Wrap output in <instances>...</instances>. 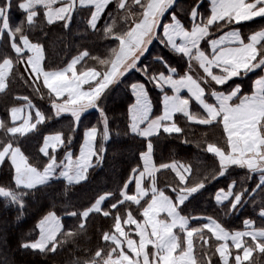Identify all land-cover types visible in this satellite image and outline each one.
Masks as SVG:
<instances>
[{
	"label": "snow or ice",
	"instance_id": "obj_1",
	"mask_svg": "<svg viewBox=\"0 0 264 264\" xmlns=\"http://www.w3.org/2000/svg\"><path fill=\"white\" fill-rule=\"evenodd\" d=\"M208 2L207 13L200 0L183 21L178 0H0V96L17 79L31 90L14 95L16 103L0 118V169L9 174L0 183V203L15 206L17 219L33 197L57 182L62 197L92 182L118 135L103 107L107 93L133 70L143 76L129 85L134 99L125 112L124 135L139 147L127 177L116 190L101 191L79 207L66 201L65 215L77 220L73 228L65 229L56 211H48L36 224L38 238L21 242L20 249L48 255L78 247L98 216L109 222L107 228L99 231L97 246L82 249L73 264H257L253 253L264 255V75L249 94L236 83L264 72V27L248 35L238 27L264 19V0ZM13 12L22 17L15 23ZM77 15L86 31L109 43L106 52L98 56L85 49L64 66L48 68L40 37L54 25L69 30ZM154 41L184 60L185 69L164 57L158 58L159 70L143 66L141 58ZM92 109L99 121L84 129L77 147L82 117ZM66 116V130L47 131ZM197 125L221 130L222 143L205 142L201 149L216 161L210 174L191 163L157 160L162 139L189 145L187 136ZM37 138L35 153L26 154L25 143ZM236 169L243 175L215 191V205L229 216L252 204L256 219H244L243 230H230L212 216L185 214L209 184Z\"/></svg>",
	"mask_w": 264,
	"mask_h": 264
},
{
	"label": "trees",
	"instance_id": "obj_2",
	"mask_svg": "<svg viewBox=\"0 0 264 264\" xmlns=\"http://www.w3.org/2000/svg\"><path fill=\"white\" fill-rule=\"evenodd\" d=\"M200 0H178L176 12L178 16L187 21V12ZM201 11L207 13L208 1L203 0ZM19 13L13 12V23L21 19ZM170 21L165 18L164 23ZM244 35H248L254 30L264 27V19L259 18L252 22L239 25ZM47 35L40 37L46 44L47 48V66L55 69L64 66L71 58L82 50H89L93 55L103 56L109 43L101 37L93 34L91 31L85 30L83 18L77 15L69 30L63 29L60 25H54L46 29ZM219 34V33H217ZM164 57L179 71L185 69V61L179 56L171 53L159 41H154L149 46V51L141 58V64L152 70L161 69L158 58ZM91 66L92 61H87ZM80 66L78 65V69ZM22 71V69H21ZM260 74L250 73L243 79H237L242 85V91L247 94L251 91V82ZM143 76L141 72L133 70L122 78L117 85L111 86L104 100L103 107L107 111L112 121V129L114 135L112 141L109 142L107 160L103 169H98L93 175L92 182L83 187H77L69 193L68 197H62L59 193L62 185L57 182L52 189L38 196L33 197L27 204L22 217L17 219L19 212L15 206H9L6 203H0V261L3 264H73V262L83 255L82 249H94L97 246L99 231L106 229L108 221L101 217H94L88 225L87 237L82 239L79 246L67 245L58 250L57 253L42 255L26 251L19 248V244L23 241L36 239L38 237V229L36 224L47 214L48 211L54 210L61 218V223L65 229L73 228L77 224L76 218L65 215V208L68 206L66 201L70 200L72 205L77 207L88 203V201L101 191L116 190L121 182L127 177L130 167L135 163V154L139 147L138 141H133L130 137L124 135L125 132V112L127 106L133 102L129 85L131 83L141 81ZM14 95H31V90L24 87L17 79L10 85V92L5 96H0V118L5 114L6 107L16 103L13 100ZM154 100H159V93L153 90ZM34 102L42 109L48 107L45 101H40L33 97ZM196 110V109H194ZM70 117H64L58 122L53 121L47 131L52 132L59 129H67ZM99 121V113L93 109L88 111L83 117L80 128L77 132L76 146L80 142L82 132L86 127H90ZM183 121L181 124L183 126ZM187 138L193 143L184 145L179 140L162 139L156 149V158L159 162H170L173 159L191 163L195 169L200 172H208L216 166V161L211 154H207L201 149L206 147L205 142L222 143L221 130L219 128H209L208 126H193L192 131ZM39 138L29 140L25 143L26 154L33 155L36 151V145ZM196 142L201 143V147L196 146ZM243 175L242 170L236 169L231 175L222 177L208 185L203 195L193 200L188 205L186 213L196 216H212L221 221L225 227L230 230H240L243 226V220L246 218L256 219L258 209L252 204H248L235 215L224 216L216 207L213 199L214 193L218 188L226 187L232 180H239ZM9 174L6 169H0V183H7ZM251 183V182H249ZM257 202L260 197L257 196ZM260 221L257 220V224ZM215 259V258H214ZM253 260L260 264L264 261V255L258 252L253 253ZM248 264V262H245Z\"/></svg>",
	"mask_w": 264,
	"mask_h": 264
},
{
	"label": "crops",
	"instance_id": "obj_3",
	"mask_svg": "<svg viewBox=\"0 0 264 264\" xmlns=\"http://www.w3.org/2000/svg\"><path fill=\"white\" fill-rule=\"evenodd\" d=\"M208 1V0H207ZM208 7H209V2H208ZM257 19H259V18H257ZM169 22V21H168ZM168 22H166V23H168ZM245 23H247V22H245ZM239 27V26H238ZM260 29V28H259ZM258 30V29H257ZM255 31V30H254ZM217 35H219V34H217ZM260 75H264V72H260V74L257 76V77H255L254 79H253V81L251 82V89L253 88V86H254V81H255V79H257V78H259V76ZM236 83H239L238 81L236 82ZM241 84V83H240ZM242 86V85H241ZM250 93V92H249ZM249 93H247V94H249ZM182 94H186V93H182ZM196 110H198V109H196ZM240 230H243V228L242 229H240ZM38 238V237H37Z\"/></svg>",
	"mask_w": 264,
	"mask_h": 264
},
{
	"label": "rangeland",
	"instance_id": "obj_4",
	"mask_svg": "<svg viewBox=\"0 0 264 264\" xmlns=\"http://www.w3.org/2000/svg\"><path fill=\"white\" fill-rule=\"evenodd\" d=\"M93 110V109H92ZM90 111V110H89Z\"/></svg>",
	"mask_w": 264,
	"mask_h": 264
}]
</instances>
